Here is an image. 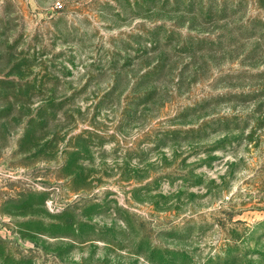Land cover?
<instances>
[{
	"label": "rangeland",
	"instance_id": "374dc122",
	"mask_svg": "<svg viewBox=\"0 0 264 264\" xmlns=\"http://www.w3.org/2000/svg\"><path fill=\"white\" fill-rule=\"evenodd\" d=\"M0 264H264V0H0Z\"/></svg>",
	"mask_w": 264,
	"mask_h": 264
}]
</instances>
